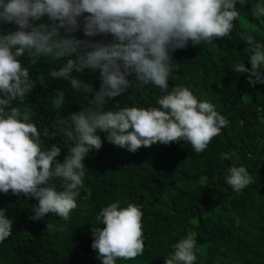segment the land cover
Returning <instances> with one entry per match:
<instances>
[{
    "label": "clouds",
    "instance_id": "clouds-1",
    "mask_svg": "<svg viewBox=\"0 0 264 264\" xmlns=\"http://www.w3.org/2000/svg\"><path fill=\"white\" fill-rule=\"evenodd\" d=\"M247 0H0V25L12 24L13 30L0 29V192L33 198L30 216L42 220L52 213L67 222L78 207L81 190L85 199L92 190L85 186L84 160L92 149L99 150L105 139L129 152L156 143L185 142L195 153H202L212 139L221 134L229 121L215 106L198 99L188 87L169 89V76L176 63L170 55L189 45L211 43L228 37L239 20ZM86 14V15H84ZM250 14L259 20L264 17V2L258 0ZM83 16V20L79 18ZM47 18V22H44ZM82 30L89 39L74 34ZM110 34L109 42L91 39ZM250 53L251 68L236 63V73H249L250 85L264 84V44L253 35L241 32ZM75 57L74 59L71 57ZM20 57L31 65L39 58L65 61L53 68L50 76L69 80L73 90L92 93L91 107L81 108L67 116L57 115L52 121L53 132L44 129L47 139L62 135L67 152L60 162V148L44 147L41 133L32 118L33 107L26 96L33 89L29 70ZM99 71L98 90L75 78L72 73L83 70ZM128 77L137 81V88L156 86L161 95L159 107L119 106L105 110L115 97L130 87ZM65 94L52 95L53 110L62 109ZM69 142L71 145L69 146ZM235 152L221 154L224 161ZM61 181V191L50 183ZM225 180L234 192L254 183L244 166L232 164L226 169ZM143 213L140 208L119 200L102 207L95 219L103 227L91 228V248L101 264H116L117 259L130 260L143 255ZM12 220L0 208V242L11 235ZM49 232H65L67 224L48 223ZM197 242L189 234L171 245L173 251L164 264H195Z\"/></svg>",
    "mask_w": 264,
    "mask_h": 264
},
{
    "label": "trees",
    "instance_id": "trees-1",
    "mask_svg": "<svg viewBox=\"0 0 264 264\" xmlns=\"http://www.w3.org/2000/svg\"><path fill=\"white\" fill-rule=\"evenodd\" d=\"M257 2L247 0L243 6L237 3L241 16L234 21L228 37L198 46L189 42L186 48L170 52L176 67L169 76V89L188 87L229 121L208 145L216 149V158L207 162L197 184H191L199 168L192 162L195 152L187 143L158 142L133 153L108 143L106 133L98 130L102 146L90 150L84 160V183L92 195L85 199L86 193L81 190L78 207L67 222L52 213L42 220H32L31 210L37 203L33 198L0 192V208L12 220L11 235L0 242V264H101L91 248V228L103 227L96 215L117 200L121 206L133 203L142 211L145 247L143 255L117 259L116 264H164V258L173 251L171 245L193 233L197 242L195 264H264V84L250 85L249 73L233 69L239 62L251 68L248 45L240 39L241 32H248L264 44V17L257 20L250 14L251 6ZM79 19L83 20V16ZM0 29L13 30L14 25H0ZM74 35L89 39L82 30ZM91 39L109 42L112 37L99 34ZM19 59L33 82L26 96V103L36 112L32 121L45 141V149L51 144L60 148L56 159L62 162L67 152L65 138L56 135L47 139L44 129L55 131L52 121L57 115L94 107L93 94L77 92L69 80L50 76V71L58 70L65 61L39 58L31 65L26 57ZM71 75L99 89L98 70L85 69ZM128 79L131 83L125 94L110 100L105 110L114 109L117 101L120 107H159L156 101L161 92L156 86L138 89V82ZM58 90L65 94V105L54 111L52 95ZM225 152H235L236 156L224 161L221 154ZM232 164L244 166L255 182L234 192L225 180L226 169ZM50 183L56 185L57 191L62 190L59 179ZM48 223H66L67 231L49 232Z\"/></svg>",
    "mask_w": 264,
    "mask_h": 264
},
{
    "label": "rangeland",
    "instance_id": "rangeland-1",
    "mask_svg": "<svg viewBox=\"0 0 264 264\" xmlns=\"http://www.w3.org/2000/svg\"><path fill=\"white\" fill-rule=\"evenodd\" d=\"M191 46L193 45L191 44ZM216 152L215 148H206L202 153H195V157L192 162L198 165L199 173L191 180V184L193 186L200 180L201 174L204 172L207 162L215 160L217 154Z\"/></svg>",
    "mask_w": 264,
    "mask_h": 264
}]
</instances>
